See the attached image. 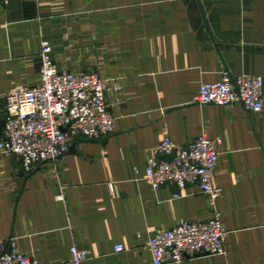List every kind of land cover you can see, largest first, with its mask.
I'll return each instance as SVG.
<instances>
[{
    "label": "crops",
    "instance_id": "obj_1",
    "mask_svg": "<svg viewBox=\"0 0 264 264\" xmlns=\"http://www.w3.org/2000/svg\"><path fill=\"white\" fill-rule=\"evenodd\" d=\"M198 2L201 10L196 0L0 3V123L10 91L38 83L44 41L59 70L92 63L115 119L108 137L78 138L73 152L29 174L0 149V254L12 241L38 264H62L72 247L87 253L83 264H151L144 237L218 215L224 254L181 264H264V103L253 114L195 102L199 86L223 74L261 77L264 95V0ZM201 134L220 141L221 198L145 184L162 139L187 145Z\"/></svg>",
    "mask_w": 264,
    "mask_h": 264
},
{
    "label": "built area",
    "instance_id": "obj_2",
    "mask_svg": "<svg viewBox=\"0 0 264 264\" xmlns=\"http://www.w3.org/2000/svg\"><path fill=\"white\" fill-rule=\"evenodd\" d=\"M9 2L0 0L4 6ZM52 52L50 43L42 42L38 83L15 87L4 99L0 149L19 159L27 174L65 157L78 138L99 141L114 132L115 119L106 103L107 81L94 72L59 70ZM262 88L261 77L223 74L218 82L200 85L195 102L200 106H239L247 113L260 114ZM219 143L204 134L187 145L164 138L146 161L143 181L154 191L163 187L183 191L196 186L213 203L222 197L221 189L213 185ZM227 234L216 215L206 221H182L171 229H159L144 237V247L151 264H181L199 256H222ZM123 251V245H115L116 254ZM87 258L86 252L72 247L70 259L62 264H83ZM0 264L38 262L16 251L8 241L2 247Z\"/></svg>",
    "mask_w": 264,
    "mask_h": 264
},
{
    "label": "water",
    "instance_id": "obj_3",
    "mask_svg": "<svg viewBox=\"0 0 264 264\" xmlns=\"http://www.w3.org/2000/svg\"><path fill=\"white\" fill-rule=\"evenodd\" d=\"M196 1H197L198 6H199V8H200V10H201V6H200L198 0H196ZM204 26H205V29L207 30V32L209 33V29H208V25H207L206 21H204ZM209 34H210V33H209ZM3 126H4V121H2V122L0 123V135H1V130H2ZM69 152H73V146H71ZM199 257H200V256H199Z\"/></svg>",
    "mask_w": 264,
    "mask_h": 264
},
{
    "label": "rangeland",
    "instance_id": "obj_4",
    "mask_svg": "<svg viewBox=\"0 0 264 264\" xmlns=\"http://www.w3.org/2000/svg\"><path fill=\"white\" fill-rule=\"evenodd\" d=\"M58 68V67H57ZM85 72H93V70H92V63H91V65L88 67V71H85Z\"/></svg>",
    "mask_w": 264,
    "mask_h": 264
}]
</instances>
